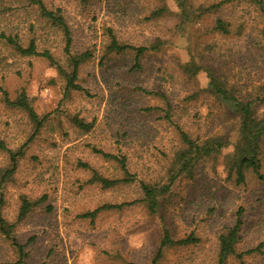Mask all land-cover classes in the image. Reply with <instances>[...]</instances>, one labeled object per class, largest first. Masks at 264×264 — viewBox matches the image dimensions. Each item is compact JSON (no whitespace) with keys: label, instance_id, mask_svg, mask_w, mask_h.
Here are the masks:
<instances>
[{"label":"rangeland","instance_id":"obj_1","mask_svg":"<svg viewBox=\"0 0 264 264\" xmlns=\"http://www.w3.org/2000/svg\"><path fill=\"white\" fill-rule=\"evenodd\" d=\"M58 7L71 33V52L89 51L78 68L80 90L64 94V80L43 58L20 57L0 43V86L13 100L23 90L35 111L49 117L32 137L26 113L7 105L0 91V193L4 217L15 219L20 195L46 198L15 228L25 244L24 264H150L159 241L161 220L137 202L120 210H104L94 219L80 217L103 204L140 199L137 181L166 182L172 154L180 146L178 128L201 140L221 137L229 142L216 159L198 164L194 178L175 182L164 201V224L174 238L193 233L197 245L166 250L159 264H211L217 236L235 221L242 208L237 252L226 264H264V146L261 177L248 172L236 184L223 170V156L236 140L237 117L205 90L206 77H189L182 68L190 55L215 67L242 99L260 93L264 83V0H188L195 20L180 27L175 0H44ZM217 4L200 13V8ZM11 5V6H10ZM164 6L159 16L151 13ZM10 10H4L5 8ZM201 14V15H200ZM217 18L229 23L230 33L212 30ZM32 28H31V27ZM33 36L66 64L64 40L36 6L24 0H0V31ZM110 31L121 42L147 46L134 68V53L105 54ZM192 49L191 52L188 49ZM170 105L169 118L165 117ZM264 113V102L258 107ZM75 120L89 125L80 127ZM23 155L9 182L1 181L10 167V153ZM94 149V150H93ZM95 149L126 159L135 175L132 183L103 189L89 183L91 171L119 178L114 160ZM47 205L51 207L47 210ZM15 259L0 234V264Z\"/></svg>","mask_w":264,"mask_h":264},{"label":"trees","instance_id":"obj_2","mask_svg":"<svg viewBox=\"0 0 264 264\" xmlns=\"http://www.w3.org/2000/svg\"><path fill=\"white\" fill-rule=\"evenodd\" d=\"M32 6H36L40 16L49 24L51 28L59 30L63 40V51L66 55L65 66L56 60L53 54L47 48L39 49L35 37L29 35H19L14 31H0V43L10 49L15 55L20 57L43 58L48 64L54 68L57 75L64 80V94L69 90H80V86L75 83L79 66L87 61L91 53L89 51L71 52V33L66 23L64 15L58 7H48L44 0H24ZM86 2V0H82ZM179 9L180 27L184 24L195 20L196 16L191 11L188 0H175ZM260 4V0H255ZM11 6V5H10ZM217 4L205 8H200V13L209 12L217 8ZM4 10H10L5 8ZM264 15V8H260ZM166 11L164 6L154 10L151 16H159ZM201 15V14H200ZM31 27V26H30ZM32 28V27H31ZM212 30L223 35L230 33L229 23L217 18L213 24ZM261 38L264 46V28L261 30ZM165 40L156 39L147 46H134L128 43L119 41L110 31L108 43L105 45V54H122L126 51L134 53V68L139 67V60L148 51H158ZM192 49H188L191 52ZM183 71L189 77H196L199 73H204L206 77L205 90L211 94L219 102L223 103L236 117L238 129L236 140L232 145L231 151L223 156V170L227 173L229 179L233 178L236 184L244 183L247 173L250 172L259 178L261 177L259 169L261 168V154L264 146V113L258 112L259 105L264 102V83L260 86L261 95L257 94L250 99H242L238 96L235 89L228 85L215 67L210 64L195 61L194 56L182 64ZM0 91L3 94L4 101L7 105L16 107L24 111L33 126L32 137H34L49 117V113L39 115L33 108L31 98H28L23 90L19 91L13 100H10L7 91L0 86ZM167 111L165 117L169 118L170 105L166 103ZM75 122L82 128L88 129L89 125L83 124L79 120ZM178 128L180 137V146L172 154L167 170L166 182L161 184L136 180L135 175L129 172L126 159L115 155L104 153L101 150L95 149L96 153L101 154L106 159H111L117 162L122 172L119 178H109L99 174L91 165L86 162H77V166L91 171V176L88 179L89 183H95L103 189H110L120 184H127L137 181L141 190V197L138 200L120 203V204H103L92 211L81 214L80 217H89L94 219L96 215L104 210H120L124 206L131 205L137 202L144 204L147 212L161 220V231L156 252L151 259L150 264H159L166 250L172 247L188 246L190 244L197 245L199 239L193 233L182 238H174L164 224L163 210L164 201L171 191L172 186L176 181L186 178L192 179L195 176L196 168L199 163L206 159H218L222 150L226 148L229 142L221 137H213L200 139L191 137L186 131ZM21 147L15 152L9 151L10 167L2 171L1 181L9 182L15 172L18 160L22 157L23 151ZM94 150V149H93ZM45 195L39 198L30 199L28 195L23 194L19 197V206L16 212L15 219L9 221L4 217L3 208L5 205L4 194L0 193V234L9 241L15 253L13 261L4 264H24L28 254L25 250V244L19 242L15 236L16 226L24 221L29 214L44 201ZM51 207L47 205V210ZM242 208H238L235 213V221L232 225L226 227L225 231L220 232L217 236L216 254L211 264H226L231 256L241 258V254L237 252V244L240 240V230Z\"/></svg>","mask_w":264,"mask_h":264}]
</instances>
